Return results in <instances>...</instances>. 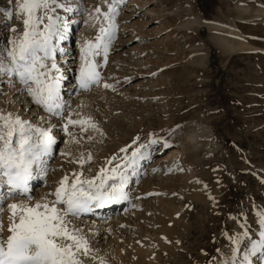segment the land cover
Returning <instances> with one entry per match:
<instances>
[{
    "label": "rangeland",
    "instance_id": "374dc122",
    "mask_svg": "<svg viewBox=\"0 0 264 264\" xmlns=\"http://www.w3.org/2000/svg\"><path fill=\"white\" fill-rule=\"evenodd\" d=\"M120 1L107 63L102 53L95 57L102 65L97 69L101 83L83 91L73 101L77 107L72 103L63 118L49 117L31 104L23 86L12 77L10 86L18 87L14 97L19 106L12 108L10 100L5 104L3 95L0 112L19 115L41 127L51 126L52 134L58 136L45 165L49 168L56 161L57 167L37 183L43 190L32 193L30 200L8 202L50 203L65 176L69 185L75 179L73 173H83L81 180L98 174L106 178L117 164H124L123 157L144 145L140 151L145 158L137 162L135 171L126 170L124 190L130 191L131 200L123 212H116L121 222L112 229L97 226L98 230L89 225L91 215L67 217L70 227L82 229L79 235L91 250L79 257L83 264H224L233 255L241 264L243 255L264 232L260 223L264 213V18L240 17L236 7L264 8V0H156L148 6L143 4L150 0H136L143 10L127 6L129 11L125 10L129 0ZM60 2L66 7L52 15L68 24V48L75 49L78 32H82V47L85 41H95L101 25L107 27L103 14L112 0ZM15 3L0 0V8L15 14ZM145 8L150 16H142ZM130 10L134 16L124 18ZM0 19L3 49L22 32L23 24L15 16L8 19L2 10ZM206 23L227 25L243 31L244 37L231 42L235 49L224 50L215 46L212 28ZM130 34L131 43L125 42ZM104 83L113 87L104 88ZM85 99V105L80 103ZM69 118L85 123L68 124ZM66 124L67 131L63 129ZM123 148L127 153L121 152ZM114 156L117 159L109 163ZM134 174L139 175L138 183ZM181 186L187 188L184 193L177 190ZM8 210L5 216L2 213L4 233ZM105 227L108 231L102 239ZM153 229L156 244L151 249L147 233H154ZM229 237H238L241 243L234 245ZM234 247L239 252L234 254ZM259 255L250 257L251 264Z\"/></svg>",
    "mask_w": 264,
    "mask_h": 264
},
{
    "label": "snow or ice",
    "instance_id": "6c2138e0",
    "mask_svg": "<svg viewBox=\"0 0 264 264\" xmlns=\"http://www.w3.org/2000/svg\"><path fill=\"white\" fill-rule=\"evenodd\" d=\"M119 2L112 0L108 12L103 14L107 27L101 25L95 41H85L81 48L77 83L82 91H89L101 83L102 77L97 69L102 65L96 62L95 57L102 53L104 64L107 63L117 29L115 17L119 14L116 8ZM64 7L60 0H16L18 11L15 14L7 11L5 15L10 20L14 16L21 19L23 30L7 42L10 46L0 49V75L15 77L30 97L31 104L49 117L61 118L65 111L60 95L63 76L55 74L59 72L55 53L56 43L64 39L68 24L52 13ZM96 12L100 13V9L97 8ZM11 31L16 33L17 29L12 28ZM103 87L113 86L104 83ZM38 119L47 123L43 115L38 114ZM84 123L68 120V124L73 125ZM67 127L64 125L65 131ZM91 127L97 128L94 123ZM56 143L51 126L41 127L19 115L0 112V189L6 188V192H0V264H83L79 257L87 256L91 250L87 240L79 235L82 229L70 227L71 221L67 217H78L81 213L91 212L94 207L127 200L128 194L124 190L128 184L126 170L135 171L137 162L145 158L140 151L145 146L138 145L130 156L122 158L124 164H117L106 178L102 179L98 174L81 180L83 173H73L75 179L72 183L69 185V178L65 176L51 194L55 199L50 203L46 200L35 204L9 203V200L21 196L25 200L31 199L27 196L30 182L38 174L46 175V158L50 157ZM121 152L127 153V148ZM88 159H91L90 155ZM116 159L112 157L109 163ZM121 168L123 170L117 172ZM104 171L101 169V173ZM97 180L99 184H96ZM108 180L113 182L108 183ZM4 207L10 210L6 236L2 219ZM260 223L264 225V213L260 215ZM245 236L247 238V234ZM229 239L234 245L241 243L238 237ZM239 250V247H234L233 253ZM257 254H264V232L243 255L241 264H251L250 257ZM224 264H237L235 255Z\"/></svg>",
    "mask_w": 264,
    "mask_h": 264
},
{
    "label": "bare ground",
    "instance_id": "6f19581e",
    "mask_svg": "<svg viewBox=\"0 0 264 264\" xmlns=\"http://www.w3.org/2000/svg\"><path fill=\"white\" fill-rule=\"evenodd\" d=\"M124 1V0H123ZM131 1V2H130ZM151 1V0H150ZM150 1H146L144 2L143 5H150L151 3H155L156 0H154V2H150ZM122 1H120L119 3L117 4H120ZM4 4V3H3ZM122 4V3H121ZM120 4V5H121ZM151 4V5H153ZM127 9H125L126 11H129V7L127 6H135L137 8H141L142 7H139L137 5V1L136 0H129L128 4H125ZM161 6V5H160ZM120 7V6H118ZM252 6H249L247 5L246 7L245 6H242L241 8L239 6H237L236 8L239 10V13L241 14L240 17L242 15H248L249 17H256L258 19H261V18H264V8H261V7H252ZM132 8V7H131ZM2 10L3 13H6L8 10L1 7L0 8V11ZM123 10V11H125ZM143 10V9H142ZM146 10V8L144 9V11ZM149 11H145L143 13V17L144 16H150V14L148 13ZM262 16L259 18V16ZM134 16V11L133 10H130V13L129 15L127 16H124V18H129V17H132ZM243 17V16H242ZM253 19V18H252ZM77 20V18H74L72 19V22L75 23V21ZM150 21V20H149ZM71 22V23H72ZM1 23H3V20L0 19V29H1ZM246 23H249V21H245V25ZM243 24V25H244ZM250 24V23H249ZM3 25V24H2ZM206 25L209 27V28H212V41L213 43L215 44V46L219 47V48H222L224 50H227V49H235L234 47V44H232L231 42H233L235 39H237L239 36L241 37H244V34H242V32L240 31H234V30H231L230 27H228L227 25H224V24H221V23H212L211 24H207ZM244 25V26H245ZM125 29L128 30V25H125L124 27ZM232 28V27H231ZM234 29V28H232ZM3 30V29H2ZM238 30V29H236ZM68 31V30H67ZM124 30H122L121 34H125L126 32H123ZM238 35V36H237ZM3 37L4 34H0V37ZM68 34L67 32L65 33L64 35V39H62L64 42H66V45L63 46V44H61L60 40L59 42H57V46H56V53L59 54V57H56V53H55V63L57 65V68L59 69V75H62L63 76V79L61 81V88H60V95H61V98L62 97H66L65 98H62V101L64 102L65 104V111L64 113H67L69 109H72V103L73 101H76V99L79 100L81 94L83 93L82 90H80L78 88V78H79V71H80V65H81V60H80V57H81V48L80 47V41L82 40V32H78L77 33V43H76V47L75 49H70L68 48V38H67ZM132 36V34L129 35V37ZM1 37V39H2ZM240 37V38H241ZM245 37H248V36H245ZM0 39V42L2 41ZM242 39V38H241ZM247 39V38H246ZM246 39H243V40H246ZM251 39V38H250ZM131 40L132 38H128L125 40V42H129L131 43ZM253 40V39H252ZM255 41V40H254ZM83 42V41H82ZM241 43H245L244 41H240ZM82 44V43H81ZM246 45H249L246 43ZM73 51V52H72ZM75 51V53H74ZM73 53V54H72ZM72 54V55H71ZM133 63V62H132ZM138 75V74H137ZM13 78H9V77H6L4 75H0V93H3V94H0V99L3 98V95H5L4 97V100H5V104L7 102V100H10L12 103V108L14 109H17V107L19 106L17 103L19 101L18 97H14V95H16L15 93H18L17 92V86L16 87H13V86H10L11 85V81H12ZM133 80V79H132ZM18 82V80H17ZM62 82H66V84L62 83ZM111 82V81H110ZM133 82V81H132ZM19 83V82H18ZM128 83H131V82H128ZM139 84V83H138ZM136 84V86L138 85ZM136 86H133V88H135ZM8 89V90H7ZM10 89H12V91H10ZM3 90H5L6 92H3ZM123 92V91H122ZM63 95V96H62ZM23 97H26L25 95ZM3 100V101H4ZM77 100V101H78ZM1 101V100H0ZM2 101V102H3ZM85 102H87V99H85L84 101H80V103L84 104ZM29 103V102H28ZM75 103H73L74 105ZM78 104H79V101H78ZM85 105V104H84ZM29 105H26V108L28 107ZM33 106V105H32ZM76 105H74L73 107H75ZM79 106V105H78ZM77 107V106H76ZM25 108V109H26ZM83 109V108H82ZM74 110V109H73ZM42 112V111H41ZM34 113V109L32 111V114ZM44 113V112H43ZM63 113V115L65 116V114ZM46 114V113H45ZM43 115V114H42ZM63 116V117H64ZM50 125V124H49ZM61 127V126H60ZM64 129V128H63ZM56 132H59V131H56ZM61 133V132H60ZM192 135V134H191ZM191 138H195V136H191ZM58 136V133H56V136H54L55 138H57ZM63 136V135H62ZM199 136V135H198ZM64 137V136H63ZM180 140V139H179ZM195 141V140H194ZM180 144V143H179ZM54 148V147H53ZM161 151V149H160ZM159 151V153H160ZM55 152V151H54ZM158 153V154H159ZM52 156V153L51 155ZM50 159V157H47L46 158V161H48ZM153 165V164H152ZM57 167V163L56 161L55 162H52L51 166L48 168L47 166H45L46 168V175L44 174H38L31 182H30V191L29 193H27V196H31L32 193H40L43 188L40 187L39 185H37L38 182H40V180H42L44 177H46L48 174V170L51 169V168H56ZM153 167H147V169H151ZM139 170V169H138ZM137 173V172H135ZM138 174V173H137ZM135 175V174H134ZM138 179H139V175H135V178H134V182L135 183H138ZM43 181V180H42ZM41 181V182H42ZM34 186L35 187V190H34ZM132 187V186H131ZM177 190H179L180 192L179 193H184L185 190H187V188L185 186H181L179 187ZM0 192H6V188L5 189H0ZM129 192H127V194H129ZM40 196V195H39ZM43 196V195H42ZM129 196V195H128ZM17 201H25L24 197L21 196V197H18L17 199H15ZM130 197H128L127 200H123L121 202H118V203H114V204H106L104 205L103 207H94L92 209L91 212H85V213H81L79 215H83V216H87V215H91L92 217V222L91 224L89 223V225H92L93 227H96L97 226L99 227H103V226H106V227H112L114 226V224L116 225L117 222L120 220V215L116 214V212L118 211L119 213L122 211V209L124 208L125 204L127 205V203H129L130 201ZM156 203V201H155ZM131 205V204H130ZM167 205V204H166ZM169 205V204H168ZM157 206V205H156ZM127 208V207H125ZM8 210L7 207H4L3 208V216H5L6 211ZM126 210V209H125ZM173 210V209H172ZM9 211V210H8ZM162 211V210H161ZM10 212V211H9ZM123 212V211H122ZM167 212V210H166ZM5 213V214H4ZM125 213V212H124ZM163 213V212H162ZM158 214H159V211H158ZM3 216H2V219H3ZM153 216H154V213H153ZM8 217V215H7ZM154 219V218H153ZM122 220V219H121ZM120 220V222H121ZM87 221V220H86ZM8 222V221H7ZM88 223V222H87ZM123 224V223H122ZM154 226V223L152 224L151 227ZM157 226V225H156ZM104 229V232L102 234H104V236L102 237V239L106 238V233L105 231L108 229ZM110 227V228H111ZM161 227V226H160ZM104 228V227H103ZM164 228V227H163ZM7 229V228H6ZM98 229V228H97ZM112 229V228H111ZM209 229V228H208ZM99 230V229H98ZM110 230V229H109ZM159 230V229H158ZM97 231V230H96ZM111 231V230H110ZM154 231V233L152 234L151 232L147 233L149 234V237L151 240H150V246H151V249L155 248L154 245L156 244L155 243V231L156 230H152ZM131 233V232H130ZM151 233V235H150ZM4 235L6 236L7 233H4ZM146 235V234H145ZM158 236V235H157ZM163 236V235H162ZM158 238V237H157ZM250 239V238H249ZM149 240V239H148ZM158 241V240H157ZM161 241V240H160ZM159 242V241H158ZM166 245V244H165ZM149 246V247H150ZM166 247V246H165ZM167 248V247H166ZM155 250V249H154ZM206 250V249H205ZM153 252V251H151ZM204 253V252H203ZM239 256V255H238ZM253 264H264V254H261L259 255V257L253 262Z\"/></svg>",
    "mask_w": 264,
    "mask_h": 264
}]
</instances>
